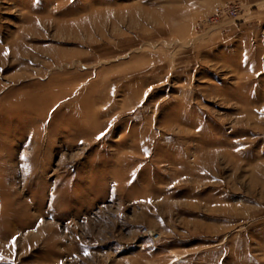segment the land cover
<instances>
[{
	"label": "rangeland",
	"instance_id": "1",
	"mask_svg": "<svg viewBox=\"0 0 264 264\" xmlns=\"http://www.w3.org/2000/svg\"><path fill=\"white\" fill-rule=\"evenodd\" d=\"M0 264H264V0H0Z\"/></svg>",
	"mask_w": 264,
	"mask_h": 264
},
{
	"label": "built area",
	"instance_id": "2",
	"mask_svg": "<svg viewBox=\"0 0 264 264\" xmlns=\"http://www.w3.org/2000/svg\"><path fill=\"white\" fill-rule=\"evenodd\" d=\"M238 7L234 4H228L222 7H216L213 11L212 21L216 22L221 19L232 18L237 15Z\"/></svg>",
	"mask_w": 264,
	"mask_h": 264
},
{
	"label": "snow or ice",
	"instance_id": "3",
	"mask_svg": "<svg viewBox=\"0 0 264 264\" xmlns=\"http://www.w3.org/2000/svg\"><path fill=\"white\" fill-rule=\"evenodd\" d=\"M99 138V137H98Z\"/></svg>",
	"mask_w": 264,
	"mask_h": 264
}]
</instances>
